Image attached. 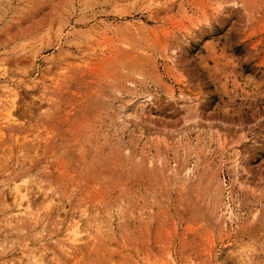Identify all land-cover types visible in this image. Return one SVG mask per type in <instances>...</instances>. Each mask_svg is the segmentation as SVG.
<instances>
[{
  "label": "rangeland",
  "instance_id": "rangeland-1",
  "mask_svg": "<svg viewBox=\"0 0 264 264\" xmlns=\"http://www.w3.org/2000/svg\"><path fill=\"white\" fill-rule=\"evenodd\" d=\"M0 264H264V0H0Z\"/></svg>",
  "mask_w": 264,
  "mask_h": 264
}]
</instances>
